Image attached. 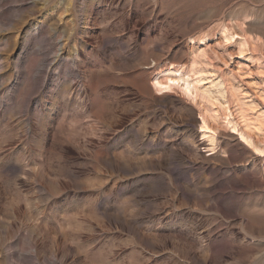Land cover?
<instances>
[{"label": "rangeland", "instance_id": "rangeland-1", "mask_svg": "<svg viewBox=\"0 0 264 264\" xmlns=\"http://www.w3.org/2000/svg\"><path fill=\"white\" fill-rule=\"evenodd\" d=\"M241 23L264 42V0H0V264H264V155L151 87L205 38L264 115Z\"/></svg>", "mask_w": 264, "mask_h": 264}, {"label": "bare ground", "instance_id": "bare-ground-1", "mask_svg": "<svg viewBox=\"0 0 264 264\" xmlns=\"http://www.w3.org/2000/svg\"><path fill=\"white\" fill-rule=\"evenodd\" d=\"M238 27L241 34L235 33L231 25L223 26L221 34L225 46L239 41L237 45L241 56L247 54L246 51L251 47L255 48L253 45L264 47L262 39L246 33L242 23ZM189 43L192 50L187 64H169L167 68L158 70L153 75L151 87L155 95L163 97L179 94L184 101L196 107L199 111V134L212 147L211 151L215 150L217 130L222 126L231 130V134H238L240 142L245 147L262 157L263 144L260 146L253 134L263 132L264 135V115L261 112L256 113L257 116L254 118L249 116L248 112L256 109L253 107L254 104L250 105L248 101L240 98V93L238 95L232 91L227 81L216 73L208 52L197 47L200 43H206L205 38L198 41L190 39Z\"/></svg>", "mask_w": 264, "mask_h": 264}]
</instances>
